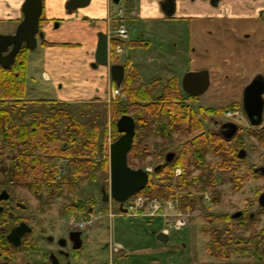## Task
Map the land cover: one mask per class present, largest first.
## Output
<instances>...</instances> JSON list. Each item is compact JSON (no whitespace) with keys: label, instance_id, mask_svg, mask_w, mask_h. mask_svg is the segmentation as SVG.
I'll return each instance as SVG.
<instances>
[{"label":"rangeland","instance_id":"374dc122","mask_svg":"<svg viewBox=\"0 0 264 264\" xmlns=\"http://www.w3.org/2000/svg\"><path fill=\"white\" fill-rule=\"evenodd\" d=\"M125 3L127 5L129 1ZM123 11L125 18L122 22L128 30L129 38L123 43L119 59L121 63H128V68L134 67L140 73L143 82H150L157 78L166 80L173 76L180 79L192 65H203L211 71L212 84L202 96L196 99V102H187L192 106L190 108L197 111L198 107L215 105L213 109L221 112L218 118L225 117L228 109L237 111V108H240L238 101L242 85L246 81L237 77L239 69L235 64V52L231 51L232 46H227L233 42L230 39L232 35H235L236 20L190 18L183 14L147 20L142 16L131 15L127 8ZM58 23L55 21V29ZM225 24L227 25L224 26ZM6 28L8 27L0 23V31H5ZM9 28L14 29L15 24L9 25ZM132 39H143L148 41V45L146 47L130 46L129 42ZM57 56L56 48L47 51L41 47L39 39L37 46L30 49L26 98L56 99L76 104L94 100V109L88 115H97L99 121L104 120L107 126L106 137L102 140L104 154L101 160H103L106 153L109 156V145L113 141L110 104L120 98L124 99V96L122 94L109 100L108 76L104 69L105 66L96 65L95 60L87 58L82 50H67L63 52V57L59 60ZM43 70L49 73L50 79L44 77ZM260 70L264 71V67ZM220 76L224 80L221 81L222 84L216 85L215 82ZM93 86L94 88L96 86V89L99 87L100 90L95 92ZM92 92H95V97L87 100L93 95ZM77 99L81 101H76ZM183 100L187 101L184 98ZM239 114L234 118L238 124L242 125L240 138L244 141L247 165L264 166V145L258 141V138L249 134L250 130L255 131L257 127L254 126L247 130L249 124H247L246 116ZM151 119L147 117L146 125H141V131H145V142L151 144L149 152L132 158L131 167L150 169L152 172L155 166L165 161V155L168 152L175 151L176 154V148L187 137L185 133H179L177 130L171 131L162 117L154 121ZM163 126L166 127L165 131L161 128ZM205 127L207 128V124ZM205 161V166L213 165L211 171L214 173L212 178L214 184L207 186L204 190L194 188L185 190V192H190L195 199L189 205L184 206L181 202L180 196L184 191L176 185L177 178L182 174V168L176 167L174 170L173 191L163 198L177 196L178 201L176 202L179 208L177 212H181L187 222L182 229L175 230L170 228L162 217L121 215L117 202H103L102 188L109 191V167L96 170L94 179L75 180L74 168L70 166L69 159L58 158L55 179L56 183L62 186L63 193L56 196L53 202L49 203L45 193L42 199H39L23 187L11 188L12 197L16 201V206L14 205L16 215L21 218L20 221L26 222L32 228L31 235L27 237L29 247L14 249L11 263L38 264L50 260V255L54 254L59 262L70 264H110L111 262L118 264L130 262L142 264H264V257L234 255L229 259H217L206 253L205 243L208 237L202 232L206 222L205 215L234 213L244 209L255 212L259 206L257 204L258 195L264 189V175L258 173L252 175L247 182L236 189L231 176L218 167L221 158L214 155L213 148L205 153ZM177 169L180 170L178 175H176ZM191 169V175L194 176L201 172V168L196 165H192ZM88 200H93L94 205L91 204L93 206L90 208L87 203L82 213L68 215L62 211L73 203ZM143 210L146 213L151 211L147 207H143ZM172 217L169 216V218ZM257 219L254 230L239 231L241 235L247 237L254 231H264V213ZM86 221L89 222L85 224L83 230L74 229L79 227V223ZM221 226V224L215 225V227ZM164 228H167L169 232V239L165 243L156 238V234ZM73 231L79 232V252L77 256H74V252L65 256L60 251L71 249L69 234ZM62 240H66L67 245L62 246L60 244ZM115 244L121 245L123 249L119 247L116 250L115 246L118 245ZM123 252L128 255L127 260H124L126 256Z\"/></svg>","mask_w":264,"mask_h":264},{"label":"trees","instance_id":"16d2710c","mask_svg":"<svg viewBox=\"0 0 264 264\" xmlns=\"http://www.w3.org/2000/svg\"><path fill=\"white\" fill-rule=\"evenodd\" d=\"M44 20L42 17L41 21ZM42 44L54 43L43 41ZM129 44L146 47L148 41L131 40ZM28 57V50L24 47L13 67L7 69L0 66V192L6 190L9 194L8 199L0 200V264H13V250L29 247L27 237L32 232L22 237L19 246L12 245L7 239L10 229L21 222L14 211L16 201L12 197L11 188L23 187L39 199L45 193L50 203L63 193L62 186L55 179L58 158L69 159L70 166L74 168L75 180L94 179L96 170L109 167L107 153L101 160L104 154L102 140L107 134L106 123L104 120L100 122L97 115H88L94 109V100L76 104L56 99L26 98ZM111 61L120 62L119 56L112 55ZM123 66L126 70L121 84L124 99L115 100L110 105L113 141L120 136L116 127L118 118L128 114L134 119L135 134L127 154L128 164L131 165L132 158L149 152L151 144L145 142V131H141V125H146L147 117L152 118L151 121L162 117L171 131L175 129L187 137L176 148L172 161H162L158 164L159 168H156L157 165L149 172L147 184L137 194L159 198L169 195L173 191L174 170L181 167L182 174L176 182L177 187L184 191L180 196L181 202L184 206L192 204L194 196L185 190H204L214 184V173L211 171L213 165L204 164L205 153L211 148L214 155L221 158L218 167L231 176L236 189L252 175H263L256 167L247 165V155H240V150L244 148V141L240 137L235 142L224 143L203 131L202 124L200 126L198 123V114L183 100V91L177 77L143 82L134 67L128 68L125 62ZM220 113L216 111L212 115L220 116ZM161 128L166 130L165 126ZM249 134L264 145V128L252 129ZM192 165L201 168L196 176L191 175ZM87 203L90 208L94 205L93 200L76 202L62 211L68 215L82 213ZM239 213L205 215L202 232L208 237L205 250L209 256L217 259H229L234 255L264 257V231H254L247 237L239 232L254 230L257 218L264 213V205L259 204L255 212L244 209ZM218 224L222 226L215 227ZM73 252L77 256L79 251L75 249ZM38 264L52 263L47 260Z\"/></svg>","mask_w":264,"mask_h":264},{"label":"water","instance_id":"95a60500","mask_svg":"<svg viewBox=\"0 0 264 264\" xmlns=\"http://www.w3.org/2000/svg\"><path fill=\"white\" fill-rule=\"evenodd\" d=\"M90 0H70L67 5L68 11L77 7L85 6ZM212 5L216 4V0H209ZM162 9L166 15H172L175 10V0H163ZM21 10L24 14L23 20L18 25L14 35L0 34V41L3 42L4 48L0 49V62L4 57L2 52L5 51L9 44H14L13 50L10 53V63L14 62L16 52L20 48L22 42H26L29 49H33L36 45V33L38 31L39 16L42 12L41 0H25ZM96 64L108 65V44L107 36L99 34L97 47L95 50ZM4 65L9 68L10 65ZM110 73L116 84H120L124 77V67L120 64H112ZM209 85L208 70L187 71L182 77V87L186 92L201 94ZM264 92V77L257 76L244 88L243 106L247 118L251 125H259L262 122V108ZM227 125V124H226ZM235 126L234 124H232ZM225 126V125H224ZM116 127L121 135L111 143L109 151V191L102 188V201L107 202L111 196L115 201L122 203L134 193L140 191L148 182L149 174L145 169L132 168L127 162V154L131 148L135 133V123L132 116L128 114L121 115L116 121ZM244 150L241 151L243 156ZM172 153L166 155V159L170 160ZM159 168V165L156 167ZM264 174V168H260ZM9 194L6 190L0 193V200L8 199ZM259 203L264 205V200L260 198ZM32 228L25 222H20L14 226L7 234L8 241L19 246L22 237L31 232ZM69 237L74 241V248L80 245V237L78 231H73ZM156 238L161 242H167L169 236L167 233L160 231L156 234ZM63 245L64 242L60 241ZM264 253V248H263ZM52 264H59L57 257L54 254L50 255Z\"/></svg>","mask_w":264,"mask_h":264},{"label":"crops","instance_id":"0c3cea01","mask_svg":"<svg viewBox=\"0 0 264 264\" xmlns=\"http://www.w3.org/2000/svg\"><path fill=\"white\" fill-rule=\"evenodd\" d=\"M24 1L0 0V23L20 21L23 17L21 7ZM69 1L42 0L43 14L46 21L41 28L43 33L40 45L47 51L56 48L58 60L63 57V52L70 49L72 51L82 50L87 58L95 60L99 34H105L108 38L112 37L113 31L118 25L116 17L118 15L123 16V9L127 8L131 15L142 16L143 19L147 20L168 17L162 9L163 0H90L85 6L68 11L67 5ZM125 1H129V4L126 5ZM182 14L190 18L203 19L209 17L215 19L235 17L236 0H219L217 5H211L209 0H175V10L172 16H180ZM55 21L59 22L56 25V29L54 28ZM42 41L54 44L46 45L42 44ZM104 69L108 76V68L105 67ZM43 75L50 79L47 71L43 70ZM98 88L96 89V86L95 88L93 86L95 92L100 90ZM95 92H92L93 95L89 96L87 100L95 97ZM76 101L81 100L77 99ZM124 255L126 256L124 260H127L128 255L125 253ZM128 264L142 263L130 262Z\"/></svg>","mask_w":264,"mask_h":264},{"label":"flooded vegetation","instance_id":"af4514ba","mask_svg":"<svg viewBox=\"0 0 264 264\" xmlns=\"http://www.w3.org/2000/svg\"><path fill=\"white\" fill-rule=\"evenodd\" d=\"M42 1V0H41ZM219 2V0H216V4ZM24 17V15H23ZM22 19L17 20L15 22H3L2 24L7 26L5 31H0V34L2 35H14L16 33V30L18 28V25L21 23ZM42 17H44L43 14V2H42V12L39 16V24H38V31L36 33V45L38 44V39L40 40L42 37V26L45 23L42 20ZM170 17V16H169ZM45 18V17H44ZM209 19H215L213 17H209ZM222 20H236V24L234 27L235 35H232L230 41H233L232 44H226L227 46H232L231 51L235 52V64L237 68L239 69L238 73V78L240 80H245L246 82L242 85L241 89V94L239 98V103H240V108H237V111L240 113L239 115H243L246 113L244 111V106H243V93H244V88L247 84H249L255 77L257 76H263L264 77V71L260 70V68L264 67V0H236V15L235 17H222L218 18ZM216 19V20H218ZM15 24V28L10 30L9 25ZM225 24L224 26H226ZM43 42V41H42ZM14 44H9L7 49L2 52V55L4 56L2 58V61L0 62V66L3 68L4 65H8L10 63V53L13 50ZM26 47L28 50V55L30 49L26 46V42H22L20 45V48L16 52V55L14 57V62L12 64H9L10 67L7 69H10L11 67L14 66L16 62V58L22 48ZM34 47V48H35ZM4 48V44L2 41H0V49L2 50ZM233 53V52H232ZM231 59V57H230ZM116 63H121V62H116ZM260 67V68H259ZM199 70H208V77H209V85L206 88L204 92L201 94H195V93H189L186 92L183 87H182V77L187 71H199ZM179 79L181 89L183 91V98L186 99V102H196L197 98L202 96L211 86L212 84V77H211V71L208 67L206 66H196L195 64L191 66ZM223 77L220 76L218 81L215 82V84H222ZM214 85V84H213ZM262 98H263V108H262V122L260 125L256 126L257 128H264V119H263V114H264V92L262 93ZM214 106V107H213ZM190 107H192L190 105ZM215 105L209 106V107H198L196 112L198 115V123H200V126L202 124L203 126V131L206 132L207 135L221 139L224 143L225 142H235L239 137H241V130H242V125L238 124L235 120L234 117L232 118H226V117H217L212 114H215L216 109ZM213 111V113H211ZM246 119L248 121L247 124H249L247 130L252 129L254 125H251L249 119L246 116ZM207 124V128L205 125ZM227 124V125H226ZM234 124L235 126H233ZM225 125V126H224ZM175 130V129H174ZM121 135V133H120ZM240 141V140H239ZM240 150V155H241ZM243 157L247 155L246 151H243ZM168 153H172V157L170 160L166 159V155ZM165 155V161H171L173 160L175 156V151L168 152ZM264 168V166H260L258 170L261 172L260 168ZM260 198L264 200V189L263 191L258 195L257 198V204L259 203ZM242 211V210H241ZM241 211H236V213ZM238 214V215H239ZM70 241V250H61L60 252L64 254L65 256H69V254H72L74 250V241L69 239ZM64 244L62 246L67 245V241L63 240ZM60 264H70L69 262L66 263H61Z\"/></svg>","mask_w":264,"mask_h":264},{"label":"built area","instance_id":"2783aa9c","mask_svg":"<svg viewBox=\"0 0 264 264\" xmlns=\"http://www.w3.org/2000/svg\"><path fill=\"white\" fill-rule=\"evenodd\" d=\"M116 39L119 41L118 44H116L112 48V52L115 54H119L122 52V45L120 44L121 41L128 38L127 30L124 25H120L118 29L116 30ZM120 95V89L116 87H110L108 92L109 100L115 99ZM239 112L236 110H226L225 116L231 117L234 115H237ZM180 174V170L177 169L176 175ZM178 197H174L173 195L170 196L168 199H157V198H148L142 195H137L133 197L130 200H127L123 203V213L126 215H148V216H155L160 215L164 218L166 224L169 225L170 228H173L175 230L182 229L186 225V217L181 214L179 211L177 202ZM143 207H147L149 211L148 213L143 212ZM173 216L172 218H169V216ZM89 221H86L85 223H79L77 228H83L86 223ZM119 246H115V249L117 250Z\"/></svg>","mask_w":264,"mask_h":264}]
</instances>
